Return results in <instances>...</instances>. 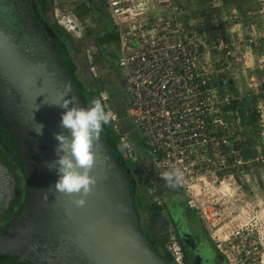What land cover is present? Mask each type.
Wrapping results in <instances>:
<instances>
[{
	"label": "water",
	"instance_id": "1",
	"mask_svg": "<svg viewBox=\"0 0 264 264\" xmlns=\"http://www.w3.org/2000/svg\"><path fill=\"white\" fill-rule=\"evenodd\" d=\"M62 44L36 0H0V124L6 146L25 176V196L0 224V260L14 264H171L144 234L134 200L135 177L117 157L104 130L94 148L96 177L86 205L60 193L46 163L58 157L65 84L86 107L88 100L67 64ZM68 98V97H66ZM43 125L42 135L38 130ZM49 191V200L42 199ZM178 210V209H177ZM204 243V264L215 261Z\"/></svg>",
	"mask_w": 264,
	"mask_h": 264
},
{
	"label": "built area",
	"instance_id": "2",
	"mask_svg": "<svg viewBox=\"0 0 264 264\" xmlns=\"http://www.w3.org/2000/svg\"><path fill=\"white\" fill-rule=\"evenodd\" d=\"M105 2L117 32L116 53L111 51L126 83L127 115L144 143L157 153L156 162L183 173L176 186L186 195L188 207L195 209L193 195L200 189V179L215 181L245 174L252 164L263 160L254 152L243 154L233 134V123L240 121V105H229L241 96L233 95L229 82L240 57L233 54L229 70L221 66L220 57L213 58L212 49L226 48L230 42L223 38L211 41L186 0ZM53 4L56 21L67 31L76 30V15L65 11L60 0ZM252 41L251 36L245 40L248 44ZM96 50L93 44L84 50L89 69L93 76L105 75L94 63ZM109 68L103 67L104 71ZM106 93L101 90L100 97L106 111L113 114L111 122L119 142L127 143L125 149L132 155L128 131L122 130L119 113ZM154 199L160 201L156 195ZM249 231L245 225L233 234L209 235L227 264H264V232L250 238ZM167 249L176 264H185L176 242L169 243Z\"/></svg>",
	"mask_w": 264,
	"mask_h": 264
},
{
	"label": "rangeland",
	"instance_id": "3",
	"mask_svg": "<svg viewBox=\"0 0 264 264\" xmlns=\"http://www.w3.org/2000/svg\"><path fill=\"white\" fill-rule=\"evenodd\" d=\"M60 1L63 2L65 11L73 13L76 4L82 0ZM86 1L94 6L93 10L83 17L76 16V30L68 31L73 40L80 45V50L83 52L95 43L93 34L100 32L105 27L106 21L110 22L111 20L108 15H106V18L101 16L99 11L102 10L103 5L100 0ZM186 1L192 4L190 11H192L196 20L206 24L210 29L211 41L218 42L221 38L229 40L230 43H227L226 48L212 49V56L213 58L220 57L223 62L221 66L225 67L226 70H229L232 66V63H228L234 59L232 58L233 54L240 57L235 58L237 64H235L236 69H234L230 79L231 82H229L230 90L233 95L241 96L239 104L241 103L240 107L245 112L251 111L252 108H256L259 112L258 119L254 122H243L241 119L239 122H234L233 134L238 140V145L241 147L243 154L244 149H248L250 153L254 152L255 155H262L263 160L252 164L245 174L233 177L226 176L215 181L206 179L203 182L200 179L198 181L200 189L193 195L197 208L192 209L193 213L190 215H181V221L186 228L185 231L195 230L203 236L202 241L205 242V249L216 257L217 253L220 252L209 241L207 236L209 232L215 236L229 235L233 234L232 231L245 225L250 229V238L264 232V88L262 86L264 82V0H214L213 2L218 3L216 5H213L209 0H202L199 4H196L197 0ZM197 7L203 10L204 13H197L199 12L195 11ZM80 32L81 34L77 35ZM249 36L253 38L250 44L245 42ZM111 49L116 53L114 45ZM227 50L232 55L227 53ZM95 55L97 63L96 61L94 63L101 70L100 72L105 74L103 76L108 87V96H111L117 108H121L122 103H120V100L125 102V107H128L126 83L120 74L119 68L111 66V63L105 64L99 49L96 50ZM104 66L111 68L104 71ZM132 156L133 160L137 162L138 169H135L134 172L137 175L139 184H151L149 188L152 190L155 188L152 179L162 169L155 160L154 152L145 147L142 142H138L133 147ZM155 183L159 191L156 189L154 192L152 191L153 196H158L161 201H163L164 196L166 200L165 194L168 191H163L162 182L161 184L158 181ZM170 198H180L183 200L184 209L188 208L186 195L181 190L170 194L167 199L168 202H170ZM149 199L150 201L152 199L150 195ZM153 200L155 201V199ZM153 200L150 203L151 205L154 203ZM162 206L160 213L167 214V206ZM178 211L180 213V209ZM155 212V210H152L151 214ZM147 217L146 211L141 210V220H146ZM170 228V226H167L164 232L159 231L157 228L158 232L151 230L150 232L156 238L165 237L164 245L166 247V234L168 232L169 235ZM188 238L192 239V235H189ZM223 259V264H225L226 259L224 256Z\"/></svg>",
	"mask_w": 264,
	"mask_h": 264
},
{
	"label": "trees",
	"instance_id": "4",
	"mask_svg": "<svg viewBox=\"0 0 264 264\" xmlns=\"http://www.w3.org/2000/svg\"><path fill=\"white\" fill-rule=\"evenodd\" d=\"M36 1L39 5L40 11L43 17L48 20L49 25L52 27L56 35V38L62 44L63 50L65 51L67 55L66 57L67 64L69 68L72 70L73 76L76 79L79 87L84 91L86 95V99L88 100V102L96 98L101 99L100 91L105 90L106 92H108L107 91L108 87L106 85V81H104V76L102 74L98 76L92 75L89 69L88 59H87L85 52L80 50L81 49L80 45L77 44L73 40V37L71 36V34L62 25H60L56 21L55 17L53 16V0H36ZM100 1L104 9L102 8V10L99 12L103 18L104 17L106 18L107 17L106 15L109 16V13L106 7V2L105 0H100ZM201 1L202 0H197L196 4L201 3ZM93 7L94 6L89 4L86 0H82L78 4H76L73 10V13L78 17H83L87 15L88 13L90 14L91 11L93 10ZM198 7L196 8L195 11H199L197 12L199 14L204 13V11ZM195 11H194V14H195ZM204 26L207 28L208 32L210 33V29L208 28V26L206 24H204ZM93 36L95 39V43H93V45L97 47V50L99 49L100 54L104 58L105 64L111 63V66L113 67L117 66L116 65V55L111 51L112 49H109L110 47L114 45V43L117 40V32L111 20L110 22L106 21L105 27L100 32L93 34ZM95 54L96 52L94 53V61H96L97 63ZM262 86L264 88V82L262 83ZM108 97H109L110 105L119 113L120 124H121L122 130L128 131V136L130 137L133 147L138 142H142L145 147L151 149L149 146H147L144 143L143 138L140 135L139 131L134 127L131 117L129 115L127 116L128 107L127 106L125 107L124 105L125 102L120 100V103H122L121 108H117L111 96H108ZM127 98H128V95H127ZM236 104L237 105L239 104V100L233 99L229 107H234ZM239 114H240V119L243 122H254L258 119L259 112L256 110V108H252L251 111L245 112L244 109L239 107ZM103 130H104V133L106 135V138L109 144L113 148L117 157L121 158L124 161L125 167H129L132 175L135 177L136 184L134 188V200H135L136 207L140 213V222H141V210H145L146 212L148 211L146 213L147 215H150L152 213V210H155L156 212L154 213V216L156 217V221L158 222L160 226L164 227V224H165V227H166V224H167L166 218L160 213V210L161 208H163V206L162 205L160 206L156 202V200L155 201L153 200L154 199L153 193L149 192L148 190L151 184L149 185L139 184L137 177L135 175V172H134L135 169H138L137 162L133 160V156L128 154L126 149L123 148V145L119 142V136L113 127V123L110 122L109 124H105L103 126ZM129 131L131 134L129 133ZM152 151L155 154V160H156V157L158 155L154 150ZM244 154L249 155L251 153L248 149H244ZM149 195L152 198L151 201L153 200L154 202L152 205L150 204L151 201L149 199ZM141 225H142L144 234L148 237V239L152 243L153 248L157 252H159L171 264H176L173 257L170 255L169 251L166 249L164 245L165 237L156 238L154 235H152V233L150 232V229H148V227L145 226V224L141 222ZM160 226L157 227V229L159 231L162 230L164 232V228H161ZM2 264H10V263L2 262Z\"/></svg>",
	"mask_w": 264,
	"mask_h": 264
},
{
	"label": "clouds",
	"instance_id": "5",
	"mask_svg": "<svg viewBox=\"0 0 264 264\" xmlns=\"http://www.w3.org/2000/svg\"><path fill=\"white\" fill-rule=\"evenodd\" d=\"M72 91L71 84L66 83L61 93L62 102L54 104L65 110L62 113L60 127L69 134L54 133L58 141L55 149L58 158L51 163H45L49 170H55L58 175L55 185L49 187L54 189L52 195L60 193L68 197H76L72 202L82 208L97 184L96 177L90 175L96 165L94 148L99 147L100 133L103 126L111 122L113 114L106 111L99 98L89 101L86 107L80 106L78 98L71 95ZM38 125L39 129L33 131L42 135L43 125ZM127 147L128 144L125 143L123 148ZM182 178L183 173L179 169H164L161 172V179L169 187H175ZM41 191L42 199L47 203L49 191Z\"/></svg>",
	"mask_w": 264,
	"mask_h": 264
},
{
	"label": "flooded vegetation",
	"instance_id": "6",
	"mask_svg": "<svg viewBox=\"0 0 264 264\" xmlns=\"http://www.w3.org/2000/svg\"><path fill=\"white\" fill-rule=\"evenodd\" d=\"M1 127L2 126L0 124V131ZM17 164L18 162H16L13 158V155L10 153V150L5 144L3 134L0 132V224H3L8 221L12 217V215L16 213L15 211L18 210L17 208L20 207L19 205H21L20 203L23 201V198L25 196V176L22 169ZM157 174L160 176L159 173ZM157 174L155 175V178L152 179L154 180L153 182L155 185V188H153L154 191L155 189L158 190V187L156 186L155 182L158 181V183L160 182V184L161 182L162 184L164 182V180L160 179ZM175 187L180 190V188H178L177 186ZM163 191H165V189ZM159 194L162 195L160 192ZM156 202L160 206L166 204L168 208L166 227L165 224L164 227L158 224L154 213L150 216L146 214L148 217L146 218V220H141V222L153 232H156V228L159 226L161 228H164V231L166 230L167 226H170L171 228L169 229V235L168 232L166 234V247L169 243L174 241L179 245L181 249L185 264H204V260L199 254L200 245L203 243L205 245V242L202 241L203 236H201L195 230H190V232L185 231L186 228L184 227L183 222L181 221V215H185L186 213V210L183 206V201H180L181 203L178 202V204H175V200L168 202L167 199L165 200L163 196V201L160 200ZM176 207L177 209H180V213L176 209ZM189 235H192V239L188 238ZM207 236L209 241L212 242V245H214L209 233L207 234ZM0 261V264L4 262L2 260ZM210 264H217V256L215 257V261L211 262Z\"/></svg>",
	"mask_w": 264,
	"mask_h": 264
},
{
	"label": "crops",
	"instance_id": "7",
	"mask_svg": "<svg viewBox=\"0 0 264 264\" xmlns=\"http://www.w3.org/2000/svg\"><path fill=\"white\" fill-rule=\"evenodd\" d=\"M162 170H164V168H162L161 170H160V172H157V173H159L160 174V179H161V172H162ZM136 175V174H135ZM136 177H137V175H136ZM154 183V182H153ZM163 189H165V191H168V192H166L167 194H165V196H166V199H168V196H170V194H172V193H174V192H176V191H179V189H177L176 187H169L168 185H166V183H165V181L163 182ZM181 190V189H180ZM182 191V190H181ZM183 192V191H182ZM175 196H177L176 194H175ZM175 200V204H178V202L179 203H181L180 201H183V200H181L180 198H175V199H171L170 198V201H174ZM178 200V201H177ZM173 204V203H172ZM179 210V209H178ZM186 212V213H185ZM184 213H185V215L187 214V215H190V214H192L193 212H192V209L191 208H186V211H185ZM165 218H166V220H167V217H168V213L167 214H163V213H161ZM223 261H224V259H223V256L220 254V253H217V264H223ZM225 264H227V263H225Z\"/></svg>",
	"mask_w": 264,
	"mask_h": 264
}]
</instances>
